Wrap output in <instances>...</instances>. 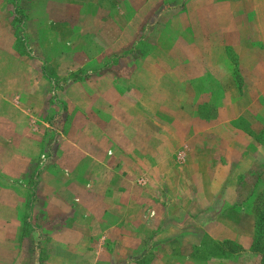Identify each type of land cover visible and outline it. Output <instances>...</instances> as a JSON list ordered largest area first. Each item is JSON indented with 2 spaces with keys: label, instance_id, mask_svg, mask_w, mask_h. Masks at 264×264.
<instances>
[{
  "label": "crops",
  "instance_id": "1",
  "mask_svg": "<svg viewBox=\"0 0 264 264\" xmlns=\"http://www.w3.org/2000/svg\"><path fill=\"white\" fill-rule=\"evenodd\" d=\"M200 1L185 3L180 10L189 16L180 23L183 27L191 28L192 39L196 43L206 37L196 30L200 24L209 28L210 32L204 41L217 42L220 35L214 28H223L224 37L230 28L231 34L235 25L233 10L243 8L252 11L255 8L250 9V6H264L262 0L250 3H247L248 0H209L208 5L199 6L197 3ZM175 14L173 12L169 17ZM191 15H196V19L189 20ZM251 21L253 27L257 26L258 14L252 15ZM171 23L172 19L168 26ZM230 34L225 37V43L233 40ZM256 37L262 40L260 36ZM238 53L237 62L245 58L248 64L242 68V73L239 67L236 72L231 66V69H224L222 76H218L217 71L221 70L214 65L215 68L185 74L182 82L168 83L161 77L159 83H134L125 90H118L107 83L108 76L100 74L97 81L104 79V85L94 86L97 93L93 99L83 91L80 98L77 95H70L69 98L81 111L94 107L106 113L107 118L101 127L94 129L79 124L70 125L60 136L56 135L57 141L48 153V160L37 151L29 152L22 148V145L7 149V152L1 147L0 173L7 176L8 181L0 183V245H12L4 235L11 227L17 228L20 224L17 214L22 207V199L16 194L13 188L16 184L9 182V177L28 170L33 164L31 155L36 154L44 160L37 168L38 184L49 187V193L35 197L33 204L36 211L46 215L48 225L44 227L56 222L60 225L56 224L52 229L33 227L30 230L26 245L32 254L40 248L45 234L60 249L79 253L95 248L104 252L112 248L126 251L137 247L141 236H147L139 248L141 251L121 260L113 257L112 264H152L153 259L156 260L153 264H168L174 258L172 255L161 253L147 261L149 256L145 253L151 245L158 244L157 239L167 242L177 237L181 240L180 236L186 233L196 237L192 243L196 247L201 244L200 237L206 236L215 242L230 240L241 249L248 250L252 243L254 216L246 204L238 201V187L243 185L238 177L259 163L264 164V148L253 140L248 131L236 126L234 120L242 115L244 106H255L259 96L264 98V68H259L261 63L252 53H249L250 57H243V52ZM208 56L212 58L213 53ZM224 60V63L231 64L228 56ZM238 73L242 74V80L238 79ZM204 75L212 77L208 83L213 84L210 87L212 90H216L208 100L209 105L215 108L210 118L187 112L181 105L183 99L179 95L166 93L167 89L183 88L186 79ZM102 89L104 95H100ZM144 89H157L161 95L143 97L141 92ZM217 90L223 96L219 105L215 100ZM249 91L252 99L243 101L241 105L242 95L239 92ZM42 104L44 97L38 103ZM117 105L128 108V114L114 111ZM93 138L100 140L104 146L101 150L92 149L89 141ZM7 140L5 146L12 145ZM138 168L144 172L142 186L145 189H152L153 183L160 187L157 196L151 194V190L148 195L146 192L141 196L134 194L135 183L129 175L134 174L132 178L136 176ZM174 168L182 172L187 170L189 178L166 183L165 174ZM260 168L263 176L264 166ZM75 184L78 188L74 193L70 190ZM71 217L79 222L78 227L73 228L63 221ZM110 217H122L127 227H117L116 223L106 221ZM185 219L191 220V228H185L182 221ZM93 233L100 239L94 240L95 237L90 236ZM78 240L79 244L76 243ZM159 250L162 251V248ZM209 261L229 262L215 257H209L206 263ZM33 262L36 260L29 258V263ZM42 262L72 264L56 253H50ZM175 262L178 264V259Z\"/></svg>",
  "mask_w": 264,
  "mask_h": 264
},
{
  "label": "rangeland",
  "instance_id": "2",
  "mask_svg": "<svg viewBox=\"0 0 264 264\" xmlns=\"http://www.w3.org/2000/svg\"><path fill=\"white\" fill-rule=\"evenodd\" d=\"M255 1L261 0H248L247 3ZM189 2L192 0H0V148L4 147L7 152V149L22 145V148L29 152L37 151L48 160V153L57 141L56 135L60 136L70 125L79 124L94 129L101 127L107 118L106 113L94 107L81 111L69 98L70 95L79 97L83 91L93 99L97 93L94 86L104 85V79L97 81L100 74L108 76L107 83L118 90H125L134 83H159L161 77L168 83L182 82L185 74H194L196 70L209 67L220 69L218 76H222L224 69H231V66L236 72L239 67L242 73V68L248 64L245 58L237 62L238 52H243V57H250L249 53H252L261 63L259 68H264V6H250V9L255 8L252 11L243 8L233 10L235 25L231 34L230 28L227 29L225 36L228 37V33L231 35V43L224 42V29L219 27L214 28L220 35L217 42L204 41L210 32L201 24H196V30L206 37L196 43L192 39L191 28L183 27L180 23L189 17L180 12L181 7ZM208 3L209 0H201L197 4L205 6ZM173 12L176 14L170 18L169 14ZM254 14H258L259 24L253 27L251 19ZM194 17L191 15L189 20L196 19ZM171 19L172 23L168 26ZM257 35L262 40H258ZM18 50L25 54L18 53ZM209 53H213L212 58H209ZM225 56H228L231 64L224 63ZM241 73L237 74L239 80L243 79ZM211 79L209 75L189 78L184 81L183 88L167 89L166 93L179 95L183 99L181 105L187 112L210 118L215 108L209 105L208 100L216 92L210 88L213 84L208 83ZM141 93L143 97L161 95L157 89H144ZM239 93L242 95L241 105L243 101L252 99L250 91ZM100 95H104L103 89ZM43 97L44 104L38 105ZM215 100L218 105L222 103L221 91L217 92ZM256 102L255 106H244L242 115L234 120L236 126L251 135H259L264 129V98L259 96ZM116 110H119L118 114H128L125 106L119 108L117 105ZM6 140L12 145L5 146ZM99 141L97 138L89 141L94 151L104 147ZM31 157L33 164L28 170L9 177V182L16 184L13 187L16 194L22 199V207L17 214L21 225L6 231L4 237L12 245H0V264H30L29 258L36 260L31 264H43L42 261L50 253L62 255L72 264H112L113 257L121 260L141 251L139 248L147 236H141L138 246L126 251L112 248L104 252L95 248L79 253L60 249V246L52 243L48 234L42 237L36 252L32 254L28 251L26 236L33 227L52 229L57 224L44 227L48 225L46 215L36 211L33 204L35 197L49 193V187H41L38 180L36 184L33 182V173L37 172L44 160L36 154ZM261 166L264 164L259 163L238 177L240 184L243 182L238 187V201L248 208H252L257 194L264 187ZM2 175L0 173V183L5 184L7 176ZM131 175L134 174L129 175L135 183L134 194L141 196L146 192L148 195L151 190V194L158 195L160 187L156 183H153L152 189H145L142 186L144 182L138 183L140 178H144L142 169L138 168L133 178ZM178 178L188 179L187 170L182 172L174 168L165 174L166 183L171 184ZM72 186L73 189L69 190L75 193L78 187L76 184ZM63 221L73 228L79 225L72 217ZM106 221L116 223L117 227H127L122 217H110ZM182 221L186 229L192 227L190 219ZM57 225H60L59 222ZM90 236L95 237L94 240L100 239L94 233ZM180 238L174 237L167 242L157 239L158 244L151 245L145 253L149 256L146 260L151 261L162 253L178 259V264H227L224 261L206 263L208 258L204 250L215 242L208 237L201 236V244L197 247L192 244L196 237L186 233ZM79 241L76 243L79 244ZM173 259L168 264H174ZM151 262L153 264L156 260ZM228 264L234 262L231 260Z\"/></svg>",
  "mask_w": 264,
  "mask_h": 264
},
{
  "label": "trees",
  "instance_id": "3",
  "mask_svg": "<svg viewBox=\"0 0 264 264\" xmlns=\"http://www.w3.org/2000/svg\"><path fill=\"white\" fill-rule=\"evenodd\" d=\"M18 53H25L18 50ZM122 56V55H121ZM252 138L264 148V129L261 134H253ZM37 172L33 173V182L37 183ZM251 211L254 216L252 243L248 250L230 240H222L208 245L204 250L207 258L215 257L233 261L234 264H264V187L261 188L254 200ZM21 225V219L18 218Z\"/></svg>",
  "mask_w": 264,
  "mask_h": 264
},
{
  "label": "built area",
  "instance_id": "4",
  "mask_svg": "<svg viewBox=\"0 0 264 264\" xmlns=\"http://www.w3.org/2000/svg\"><path fill=\"white\" fill-rule=\"evenodd\" d=\"M138 183H143V179L140 178V179L138 180Z\"/></svg>",
  "mask_w": 264,
  "mask_h": 264
}]
</instances>
